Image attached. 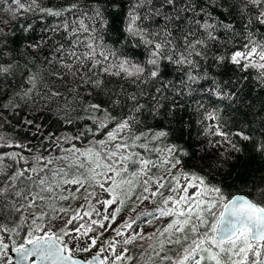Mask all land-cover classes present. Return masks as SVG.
Masks as SVG:
<instances>
[{"label":"snow or ice","instance_id":"snow-or-ice-1","mask_svg":"<svg viewBox=\"0 0 264 264\" xmlns=\"http://www.w3.org/2000/svg\"><path fill=\"white\" fill-rule=\"evenodd\" d=\"M119 8L0 0V56L5 29L32 30L17 24L25 15L56 21L28 40L23 65L0 62V129L12 128L0 131V264H264V178L231 193L212 175L241 141L264 154V118L251 131V121L231 131L223 119L225 108L264 92V0H125L108 42L110 9ZM169 67L179 83L166 78ZM186 98L207 138V172L186 169L188 150L147 123L175 119ZM50 120L64 131H50ZM142 204L113 227L125 207Z\"/></svg>","mask_w":264,"mask_h":264},{"label":"trees","instance_id":"trees-1","mask_svg":"<svg viewBox=\"0 0 264 264\" xmlns=\"http://www.w3.org/2000/svg\"><path fill=\"white\" fill-rule=\"evenodd\" d=\"M43 2L51 6H58L65 3L66 0H43ZM117 2L120 4V8L118 10L110 9L109 19L111 21V31L106 36V40L108 42H113L118 38L119 28L123 19L125 0H117ZM203 2L207 5V0H203ZM207 10L212 11L211 8H207ZM217 14H219L218 11ZM55 22L56 21H54L51 17H41L38 14H27L22 19H19L17 24H31L32 30L25 31L24 28L18 27L15 24L13 25L14 31L5 29V31L8 32V35L6 39V46L2 49L4 54L0 56V62L9 61L14 58L16 62L23 65L25 57L21 55V52H23L28 40H36L42 34V29H44L46 25H51ZM117 47H122V45H117ZM128 51L130 55L135 56L137 59L143 58L140 51L137 49L129 47ZM212 71L218 70L213 68ZM168 73H170V75L166 73L167 79L179 83L182 75L179 69L169 67ZM224 78L226 79L227 77L225 76ZM12 83L13 82L11 80H8L4 84V87L7 88ZM203 102L206 105H209L212 102V98L205 94L203 96ZM253 102L255 104V108L249 109L246 105ZM262 102H264V92L260 89H256L251 92V95L248 97V100L245 101L244 105H239L238 108L237 105H233L232 108H225L223 119L227 122V129L231 131H239L240 127L245 126L248 121H251V123L247 124L245 128L246 131L258 128L260 126L261 119L264 118V112L261 111ZM186 103L189 105L188 110H179L175 119H172L171 117H157L156 119L147 117V123L157 129L160 127H164L166 130L170 129L171 131L168 142L179 144L188 150L190 155L188 157H183L186 169L207 172L209 171L207 167L209 161L207 159L203 161L201 160V156L203 155V146L205 145L207 138L200 134L201 126L199 124L191 123V121H194L196 117L192 114L190 98H186ZM233 108H236L237 110L233 111ZM23 114L24 113L21 112L20 116H23ZM10 118L13 119V123H15V121L20 117ZM181 120L183 123L179 122ZM49 124L51 125L49 128L50 131H64L63 127L59 123H53L50 120ZM0 131L12 133V128L5 125V127L0 129ZM14 135L23 137L26 133L18 131L14 133ZM256 138L257 137H254V140ZM34 143L36 142L34 141ZM239 144L242 151L234 155L232 162L224 165L219 173L215 171L212 173L215 178L213 182L221 184L225 188L226 192L243 193L253 188L254 185L260 183L261 178H264V154L255 151L253 142L241 141ZM209 151L211 152L212 150L209 149ZM78 203H82V201L77 202V204ZM140 206L136 209V212L130 211V206L125 207L121 211L120 215L127 211L124 216L125 219L129 217L135 218L137 213H140L145 209V205L142 207ZM152 207V205L147 204L148 210H151ZM142 219H144V217H142ZM147 219L151 218L148 217ZM164 222L166 221H154V225L159 227ZM138 223H141V221H138ZM142 227L145 232H151L153 230V227L149 225L142 224ZM133 229H136V225H133ZM153 242L154 240L145 241V246L148 243ZM130 247H132L133 253L139 256V250L136 245H132ZM133 264H137V262H133ZM138 264H143V260H140Z\"/></svg>","mask_w":264,"mask_h":264},{"label":"rangeland","instance_id":"rangeland-1","mask_svg":"<svg viewBox=\"0 0 264 264\" xmlns=\"http://www.w3.org/2000/svg\"><path fill=\"white\" fill-rule=\"evenodd\" d=\"M142 206H144V204H142L140 207H142ZM127 211H125L122 215H119L118 217H117V220H116V223L115 224H113V227H116L118 224H120L121 222H123L124 220H125V213H126ZM106 235H112V233L111 232H109V233H107Z\"/></svg>","mask_w":264,"mask_h":264}]
</instances>
